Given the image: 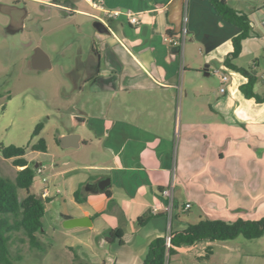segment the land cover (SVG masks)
<instances>
[{
	"label": "crops",
	"instance_id": "0c3cea01",
	"mask_svg": "<svg viewBox=\"0 0 264 264\" xmlns=\"http://www.w3.org/2000/svg\"><path fill=\"white\" fill-rule=\"evenodd\" d=\"M224 1L249 18L251 35L242 41L233 63L244 68L241 59L249 55L253 63L244 69L257 79V70L264 67V45L249 40L264 36L260 26L264 0ZM102 5L103 10L137 14L140 23L131 26L123 15L109 19L111 35L97 33L99 58L93 73L87 76L82 69L75 70L72 77L82 98L79 109L85 113L81 133L91 137L86 140L80 134L73 149L94 148V160L72 169L78 173L66 179L74 210L58 214L62 228L77 232L80 252L75 258L87 255L102 264H143L150 242L167 235V226L174 233L189 225L178 216L180 201L183 212L195 210L197 222L263 218L264 102L245 98L239 88L247 79L224 66L238 28L223 21L205 0H102ZM71 8L105 19L97 9L100 16ZM184 29L188 47L167 41L179 39ZM167 31L175 36H167ZM214 71L226 74L227 83L222 84ZM211 75L217 82L209 79ZM222 86L224 93L219 90ZM254 89L255 84L257 94ZM58 137L55 142L60 146ZM103 178L109 185L96 191ZM171 186L174 202L169 215L162 193ZM44 187L50 190L47 198L42 197ZM43 188L42 199L60 198L47 181ZM76 191L81 202L75 200ZM146 214L152 217L139 226L138 219ZM72 219L83 225L68 227ZM227 242L175 248L171 257L174 264H212L216 245L234 252ZM94 244L98 248L89 251ZM199 245L210 249L209 258L192 251ZM223 257L227 264L236 255Z\"/></svg>",
	"mask_w": 264,
	"mask_h": 264
},
{
	"label": "rangeland",
	"instance_id": "374dc122",
	"mask_svg": "<svg viewBox=\"0 0 264 264\" xmlns=\"http://www.w3.org/2000/svg\"><path fill=\"white\" fill-rule=\"evenodd\" d=\"M50 2L60 3L63 7L41 6L34 0H0V144L30 147L39 139H43L46 143V152H33L27 148L25 155L28 163L36 169L30 192L40 196L43 185H46L42 180H46L52 193L58 190L61 194L59 199L45 205L46 212L41 220L42 233L37 234L45 251L29 249L27 243L17 245L22 251L23 259L15 264H102L96 258L87 255H77L76 259L74 255L80 252L75 237L77 232H68L62 228L60 222L58 223L60 210L67 212L74 210V203L70 199V186L67 185L66 179L78 173L72 169L82 164L88 165L94 160L91 154L94 148L89 145L81 146L79 149H63L55 142L61 133L67 132L82 134V138L86 140L91 138L81 133V128L85 124L75 123L73 120L78 111H82L79 109L82 98L75 89L72 79L75 70L69 62L74 58L80 43L84 50H88L91 38L97 37L92 25L95 20L77 12L64 10L63 0ZM10 4L17 6L25 4L30 14L40 16L42 23L35 27L31 35L9 36L5 29L7 19L10 15L22 13L20 10L4 9ZM72 4L68 8L72 9L71 6H75L76 9H87L91 14L100 16L98 11L91 9L83 0H76ZM250 4L262 8L260 4L252 2ZM187 39L186 37L182 48L188 47ZM252 42L262 47L264 36H251L249 43ZM36 48L48 55L52 62L50 68L35 70L31 67L32 52ZM61 61L67 62L61 63ZM252 63L249 55L241 59L244 68L251 66ZM257 72L254 90L262 95L264 67L261 66ZM209 79L214 83L217 82V78L212 75ZM39 123L43 124V128L32 138L34 129ZM18 170L19 168L11 164V160L4 159L0 154V177L14 179ZM38 170H42L41 173ZM66 171L68 173H65ZM177 212L180 219L188 224H195L198 220L195 210H191V213L182 211L181 201ZM172 225L175 228V220ZM167 228V232L170 233V226ZM168 233L167 238L170 237ZM227 245L234 249V252L228 253L220 248V244L216 245L215 260L212 264H224L222 261L225 260L223 257L225 254L236 255L234 261L227 264H264V259L261 257L264 253V235L253 240H246L240 236L235 241H228ZM96 248L98 246L94 244L88 250L93 252ZM206 249L199 245L192 251L195 254L206 255ZM166 264H174L173 258L169 257Z\"/></svg>",
	"mask_w": 264,
	"mask_h": 264
},
{
	"label": "trees",
	"instance_id": "16d2710c",
	"mask_svg": "<svg viewBox=\"0 0 264 264\" xmlns=\"http://www.w3.org/2000/svg\"><path fill=\"white\" fill-rule=\"evenodd\" d=\"M205 1L211 4L223 21L239 30V34L231 40L232 51L225 58L224 66L247 79L239 88L245 98H253L257 103L264 102V94L257 95L253 91L256 77L250 69L239 68L233 63L239 57L242 41L251 35L248 16L230 8L224 0ZM72 2L71 0V4ZM166 34L170 37L175 36L171 31H167ZM42 128V123L37 124L32 138L37 136ZM27 148L33 152H46V143L39 139L30 147L0 144L2 157L11 160V164L19 168L14 179L0 177V264H15L22 261V251L17 245L23 243H27L29 249L45 251L37 234L42 233L41 220L45 214V204L50 200L42 199L30 192L36 169L25 159ZM74 197L77 202L83 200L79 198L78 191L74 193ZM151 217V214L140 217L139 226H144ZM169 235V240L167 235H164L150 242L143 264H166L167 259L176 253L175 248L189 247L200 242H225L240 236L246 240L258 239L264 235V217L258 221L238 219L233 222L206 218ZM210 254L211 251L207 248L203 258H209Z\"/></svg>",
	"mask_w": 264,
	"mask_h": 264
},
{
	"label": "flooded vegetation",
	"instance_id": "af4514ba",
	"mask_svg": "<svg viewBox=\"0 0 264 264\" xmlns=\"http://www.w3.org/2000/svg\"><path fill=\"white\" fill-rule=\"evenodd\" d=\"M37 4H40L41 6H61L60 3H46L42 0H34ZM65 3L64 5V10H69V12L72 11V9L68 8L69 5H71V0H63ZM4 9H10L13 11L20 10L22 13L17 14V15H10L9 18L7 19V23L5 25V29L8 31L9 36H15V35H31V33L34 32L35 27L39 26L42 23V19L39 18L35 14H30L28 10L26 9L25 4H21V6H17V4H10L7 5ZM98 40L97 38H91V44L88 48V50H84L82 48V43L79 44L78 50L74 56V58L69 62L71 63L74 67V70H81L84 75L89 76L90 74L93 73L94 69L96 68V65L98 63ZM38 49V48H36ZM36 49L32 54L34 55L36 52ZM39 52V51H38ZM43 52V51H42ZM40 53V52H39ZM31 54V55H32ZM47 57L48 55L43 52ZM32 55V56H33ZM32 58V57H31ZM49 58V57H48ZM50 63L52 64L50 58H49ZM67 61H61V63H65Z\"/></svg>",
	"mask_w": 264,
	"mask_h": 264
},
{
	"label": "built area",
	"instance_id": "2783aa9c",
	"mask_svg": "<svg viewBox=\"0 0 264 264\" xmlns=\"http://www.w3.org/2000/svg\"><path fill=\"white\" fill-rule=\"evenodd\" d=\"M93 8L102 11L103 15L105 16V19L102 18H97L96 16L94 17L95 19L99 20L103 25L108 27V20L109 19H115L116 17L123 15L126 19V22L131 25V26H137L140 23V18L139 15L133 14L131 12H120V11H107L103 10V5H102V0H83ZM260 26L264 29V21L260 22ZM185 35L186 31L185 29L183 30L181 36L179 39H172L168 38L167 41L174 45V46H182L183 42L185 40ZM213 74L217 76L222 84L227 83L228 81V76L224 73H221L220 71H214ZM220 92L224 93L225 92V87L222 86L220 87ZM44 183H46V180H43ZM57 194L59 193L58 191L56 192ZM163 196L167 199V206H166V212L167 214H171L173 210V196H172V186L166 190L163 191ZM49 196V190L48 187H44L42 190V197L47 198ZM189 205H185L184 209L187 210L189 209Z\"/></svg>",
	"mask_w": 264,
	"mask_h": 264
},
{
	"label": "water",
	"instance_id": "95a60500",
	"mask_svg": "<svg viewBox=\"0 0 264 264\" xmlns=\"http://www.w3.org/2000/svg\"><path fill=\"white\" fill-rule=\"evenodd\" d=\"M94 20L95 21L93 22L92 25L97 33L105 36L111 35V31L105 25H103L97 19ZM31 67L35 70H43L46 68H50L51 63L49 61V58L45 54H43V52L40 49H36L35 54L31 58ZM73 120L75 123L83 122L85 120V113L83 111H78V113L73 117ZM78 139H79V135L75 133H71L62 137H58V142L62 148H74L78 146ZM108 185H109V179L103 178L95 185L96 188L95 190L103 192L105 191ZM67 224L68 227H76L83 225L81 221L76 219L69 220ZM167 240H169V238H167Z\"/></svg>",
	"mask_w": 264,
	"mask_h": 264
}]
</instances>
